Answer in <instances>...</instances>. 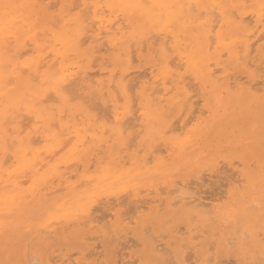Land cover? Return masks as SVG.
I'll return each mask as SVG.
<instances>
[{
  "label": "bare ground",
  "instance_id": "6f19581e",
  "mask_svg": "<svg viewBox=\"0 0 264 264\" xmlns=\"http://www.w3.org/2000/svg\"><path fill=\"white\" fill-rule=\"evenodd\" d=\"M54 2L0 0L26 6L15 10L11 44L0 41V235L28 208L50 212L17 238L39 246L58 227L81 237L103 221L111 230L134 222L145 227L146 213L167 224V216L181 212L197 220L194 227L189 221L190 232L210 225L225 245L237 238L221 227L237 216L256 245L254 222L264 217V0ZM120 4L140 7H108ZM102 52L105 67L99 65L100 76L90 74ZM136 56L149 64L140 78L131 77ZM239 73L247 81L239 82ZM238 136L258 148L254 162L239 151ZM222 161L225 174H234L224 177L230 201L210 213L224 197L213 195L224 192L215 187L207 199L199 188L220 176ZM179 168L181 179L173 180ZM160 245L154 250L164 254ZM31 259L18 264L36 263ZM53 261L47 264H59Z\"/></svg>",
  "mask_w": 264,
  "mask_h": 264
},
{
  "label": "rangeland",
  "instance_id": "374dc122",
  "mask_svg": "<svg viewBox=\"0 0 264 264\" xmlns=\"http://www.w3.org/2000/svg\"><path fill=\"white\" fill-rule=\"evenodd\" d=\"M46 1L51 2V0H46ZM52 4H55L54 0H52ZM27 15L28 14L26 13L25 16H27ZM36 18L37 17L34 16L33 20H35ZM98 54H100V55H98L100 57V59H99V61L97 60L95 63L97 65V67L94 66L95 68L90 71V74H91V72H94L93 74L96 73L98 75L101 71V70L98 71L99 70L98 68H100L99 65H101V67H105V64L103 62H105L107 54L106 53H103L104 55H102L101 53H98ZM103 58H104V60H103ZM135 60H137V61H135V63H134L136 65H134L135 68L133 70V74L131 75V77L135 76L134 78H140V76L136 77V75H142V72H143V75H146L144 73V70H146V72L148 74L149 68H148V70L143 69L145 67H149L148 62L145 61V59H143V57L139 59L137 56L135 57ZM106 66H107V64H106ZM142 69H143V71H141ZM135 71L138 72L139 74L136 73ZM139 71H141V72H139ZM262 73L263 72H261L260 75ZM236 74H235V76H236ZM239 75L242 76L241 79H240L241 76H239ZM98 76H100V75H98ZM243 76H245V75L242 73L238 74L239 82L247 81L246 76L245 77H243ZM84 91H86V90H84ZM107 98H108V95H106V97L103 98V101H107ZM99 100L102 101V99H99V98H96L95 101L101 103V101H99ZM198 138L203 139L202 135L198 136ZM238 138H240V140H241L240 141L241 143L239 144V148H240L239 151L240 152L243 151V152L247 153L248 155L252 156L251 159H253L252 161L254 162L255 157L257 155V152H258V148L256 149L246 137L238 136ZM202 139H200L201 141L199 140V143L205 144V142H206V144H207V141L204 142L203 141L204 139L203 140ZM160 141L163 142V140H157L155 142V145L157 147L161 146L162 142L159 144ZM248 148H250V149H248ZM251 148L253 150L255 149V151H252ZM162 149L163 150L165 149L164 144L161 147V150ZM246 150H248V151H246ZM225 152L230 154V150H228V152L227 151H225ZM243 152H241V153H243ZM226 153H225V155H226ZM232 155H234V154H232ZM232 155H230V158L233 161H235V164L236 163L238 164L237 160L239 158H236ZM222 163L227 165V163L224 161L220 162V164L218 165V169L216 172H217V174H220V176H223L226 173L224 170V167H223L224 164L222 165ZM254 166L255 165L253 164V167ZM227 167H225V168L227 169ZM240 167H242V165H240ZM255 168H256V166H255ZM179 169L180 170H178V169L173 170V173H172L173 174V180L181 179L180 176H181L182 168H179ZM174 171H176V172H174ZM216 172L214 173V175L216 174ZM228 173L229 174H225L223 176V178L225 177L227 179V181L230 179L233 180L234 174H233V177L231 176L232 174L230 175V173H232V171H229ZM228 175H230L229 179H228ZM218 176H212L211 178H207V179H205V182H203L204 180L202 181L203 182L202 184L204 186H201V189L205 192V194H203V191L201 192V190L199 188L200 194L202 193L203 196L208 193L209 198L206 197L207 199L214 198L213 196L218 197L219 196L218 194H221L224 196L223 198H221V201L220 200L214 201L213 204L207 208V210L210 213L215 212V210L217 208H223L225 206V204L228 205V202L230 201V199L227 197V194L225 193L230 188V185H228V182H225L226 181L225 178L221 182L222 177L219 176V178H218ZM214 177H216V178L214 179ZM212 179H214L215 181L214 180L211 181ZM217 180H219V181H217ZM206 181H209V183L212 182L211 185ZM214 182L215 183L217 182V183L215 184ZM223 183H225V184H223ZM214 184H215V186H214ZM220 185L222 188L220 187ZM222 185H226V186H222ZM215 187L217 190L214 189ZM206 190H208V192H206ZM215 190H216V192L222 190L224 193L219 192L216 194ZM211 193H212V195L213 194H216V195H213L211 197V195H209ZM35 209L36 208L26 209V211H24L25 213H21L18 216V218H17L18 221L16 223L17 225H15V224L8 225L5 228V231H3L2 235H0L1 236L0 237V264H18V259H20V257L21 258L30 257V259H31V256L33 257L32 259L34 261H36V263L34 261H31V262H34L35 264H37V262H39V264H47L48 261H53V259L56 260L53 262H56L59 264H61V263L62 264L63 263H65V264H122V261L125 262L124 264H126L128 262V260L130 263L128 262L127 264H131V262H133V263L135 262L134 264H168V260H170V263L174 260L173 264H204V262L206 261V258L208 259L209 256L212 259V261H211L212 264H217L218 260L220 262L223 261L222 262L223 264H227V263L230 264V262H232L231 264H240L241 260H246L249 262L255 261V262H259L256 264H261V262L264 261V243H262V239H264V230L260 231V227H259V226H262L261 229L264 228V219L262 218L263 215L258 217V219L254 222V226H258V228H259L257 230L258 242L257 243L255 242L256 245H254V243L251 241V238L245 234V228H243L242 224L238 221L237 216H235L233 219H231L230 222L228 223V225L221 227V229H223L226 233L233 234L237 238L234 240L233 239L230 240L229 242H231V243H228L230 245L229 246V245L222 244L220 242V238H219L220 233L215 232V230L213 233V231H212L213 229L211 228L210 225L198 226V228L195 231L190 232L189 228H192L195 225H197L196 224L197 220L196 219L192 220L193 218H191V220L194 221V222H192V224H193V226H192L191 224H189L190 223L189 221H191L190 216H186L185 214H183L181 212H176V213H173V214L167 216L166 219L170 218L168 220L170 222H168L167 224L162 223V222H158V221H154L152 219V217L149 216V213L148 214L146 213L145 216H147V218H146L147 224L145 223V227L148 229L151 228L149 231H146V228L144 227V225L142 223L139 224V223H135V222H134V224L131 223L130 225L126 226L125 228H121L118 230L117 229L111 230V228H109L110 227L109 225L107 227V224H106L107 222L103 221V222H101V225H104V226L99 227V229L95 228L96 232L92 229V230L88 231L86 235H84V236L81 235V237H80V236L73 235L70 232L63 233L60 230V227H58L57 225H53L52 228L56 229L58 227L59 232L57 233V236L52 235L48 239L50 241L47 245H46V243H44V244H41L39 246V245H36L31 240L28 241L29 244L27 242H22L23 244H21V242L20 243L18 242L17 238L20 236H26V237L28 236V233L26 231L27 230L26 225L32 224L31 221L33 220L34 221L33 224H35L33 226H38L40 224L39 222H41L45 219L42 217H44V215L46 213H48V211L45 212L44 210L40 211V209H38V208H37L38 210H35ZM26 212H29V213L27 214ZM24 215L26 217H24ZM38 218H39V221L37 222ZM235 218H237V219H235ZM23 221H25V222H23ZM26 221H29V222L27 223ZM21 222H23V223L21 224ZM235 222H236V224H235ZM237 223H239V224H237ZM146 225H148L149 227H147ZM190 225L192 227H189ZM177 226H180L181 228L178 229L179 227H177ZM182 226L184 229L183 230L184 233L182 231ZM15 229H17V230H15ZM97 229L100 231H98ZM125 229H127V230H125ZM142 230H145L146 233L143 232ZM177 230H178V232H177ZM127 231H128V233H127ZM140 231H142V232L140 233ZM259 231H260V235H259ZM118 232L122 233V235H120ZM147 232H149V234ZM181 232L183 234H181ZM126 233H127V235H126ZM150 233H151L152 237H151ZM167 233H168V235H167ZM196 233L199 235L201 234L200 237L198 236L197 239L194 238V240H192L191 235L196 234ZM244 234L246 237L244 236ZM87 235L90 238H92V236H96L94 238H96L97 240L94 238L90 240V238H88ZM164 235H166V236L163 237ZM32 236H34V234ZM118 236H120L121 238H119ZM155 236H157L156 241L158 240L157 241L158 243L154 242ZM214 236H216V237H214ZM11 237H13L14 239ZM84 237H85V239H84ZM129 237H131V239ZM242 237H245V240L243 242L241 241ZM54 238H56V239H54ZM110 238L112 241L110 240ZM132 238L135 240V242L137 241L138 244L134 243ZM122 240H124L123 244H120V243H122ZM130 240L132 241V243L134 245L131 244ZM118 242H120V243H118ZM159 243L160 244L162 243L163 247L166 250L169 249V252L166 251L165 249H164L165 250L164 254H163V252H159V251L156 252L154 250V244H157L159 246L158 248H161L162 245H160ZM126 244L129 245L130 248L129 247L124 248L125 246H127ZM116 245H117V247H116ZM258 245H259V247H258ZM54 250H56V251L54 252ZM125 251L127 252V254H125L126 253ZM50 252H52V253L50 254ZM122 252L125 255H123ZM186 252L189 254V255H187L188 257L186 256ZM190 252H191V254L192 253L193 254L191 255ZM15 253L17 254V256H15L16 255ZM26 253L31 254V255L29 256ZM72 253H74V254H72ZM169 253H171V255H172L171 257H170ZM69 254L71 255V257ZM118 254H119V257H118ZM12 255H14L16 258ZM127 255H130V256H127ZM183 255H185V256H183ZM48 256H50V258H52V257H54V258H52V260H48V258H49ZM124 256L126 259L127 258L128 259L126 260L124 258ZM191 257H192V259H191ZM229 257L232 259V261H231V259L229 260ZM118 258H120V259H118ZM197 258L199 259V261H197L198 260ZM211 259L209 258L208 260L210 261ZM221 259H223V260L221 261ZM64 260H65V262H64ZM119 260H120V262H119ZM224 260H225V262H224ZM233 260H235V263H233ZM191 261H192V263H191ZM226 261H227V263H226ZM228 261H230V262H228ZM34 263H30V264H34ZM222 263H220V264H222Z\"/></svg>",
  "mask_w": 264,
  "mask_h": 264
},
{
  "label": "snow or ice",
  "instance_id": "6c2138e0",
  "mask_svg": "<svg viewBox=\"0 0 264 264\" xmlns=\"http://www.w3.org/2000/svg\"><path fill=\"white\" fill-rule=\"evenodd\" d=\"M25 5H13V4H3L0 5V41H3L6 45H10L11 41L15 35L13 29L17 23L18 17L15 15V10L24 8ZM87 7V6H85ZM110 8H120L122 10L126 9H134L140 7L139 5L133 4H120V5H108ZM159 7L164 8L166 5H160ZM261 12L264 13V3L260 5ZM9 113H4L5 120L7 119ZM39 119V117H37ZM117 120H119V116H117ZM7 151V149H5ZM264 218V217H262ZM262 243H264V239H262ZM39 264V262H37ZM204 264H212L211 261L206 260ZM240 264H256L255 261H246L241 260ZM264 264V261L261 262Z\"/></svg>",
  "mask_w": 264,
  "mask_h": 264
}]
</instances>
